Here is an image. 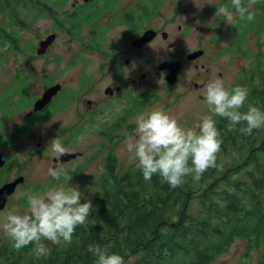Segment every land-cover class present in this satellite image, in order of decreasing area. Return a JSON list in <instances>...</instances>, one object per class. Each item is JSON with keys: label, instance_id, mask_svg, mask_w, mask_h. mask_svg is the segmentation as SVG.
I'll return each mask as SVG.
<instances>
[{"label": "trees", "instance_id": "obj_1", "mask_svg": "<svg viewBox=\"0 0 264 264\" xmlns=\"http://www.w3.org/2000/svg\"><path fill=\"white\" fill-rule=\"evenodd\" d=\"M244 2L255 6L254 19L251 22L236 19L230 28L233 39L223 52L248 57L249 49H243L247 35L255 32L264 38V0ZM161 3L162 0L140 3L137 31L143 17L152 14ZM65 4L66 0H54L50 4L40 0H0V14H6L17 26L25 25L19 19L23 11L36 16L47 14L60 28L62 23L56 15ZM221 4L226 5L227 1L222 0ZM113 5L106 0L83 8H90L92 12H80V22L75 19L77 12L63 11L64 23L70 25L68 34L77 35L84 23ZM0 33L17 49L10 33L1 28ZM258 45H264V39ZM21 79L18 75L16 90H11L13 84L7 88L0 109L10 105L13 96L26 94L28 87ZM234 85L248 90L250 102L264 106V50L254 54L230 88ZM31 98L30 95L23 108L28 107ZM242 110H246V105ZM215 120L222 138L216 166L208 168L198 180L194 181L189 175L175 188L156 174L145 181L135 164L119 171L117 158L108 155L104 173L95 183V210L89 215L87 227L77 225L70 242L53 247L41 257L30 254L31 243L17 250L8 238L0 245V264H94L92 254L87 251V245L93 242L120 253L123 264H211L236 240H244L247 248L264 244V138L258 139L264 127L245 135L238 130L239 126L229 129L226 118L217 116ZM36 123L35 119H28L23 122L24 127L15 132L1 133L0 144L6 146L2 140L11 144ZM241 173L247 176L245 180L231 181ZM194 200H198L202 208L200 217L189 213V205Z\"/></svg>", "mask_w": 264, "mask_h": 264}, {"label": "rangeland", "instance_id": "obj_2", "mask_svg": "<svg viewBox=\"0 0 264 264\" xmlns=\"http://www.w3.org/2000/svg\"><path fill=\"white\" fill-rule=\"evenodd\" d=\"M43 3L50 4L54 0H40ZM79 1V0H78ZM144 0H109L114 5L108 7L109 10L104 12L102 20L106 16L112 17L115 10L120 6L121 12L130 4L137 5V9ZM222 0H162L158 8L150 15L143 17V27L158 29L165 31L169 36V41L162 43L156 40L141 51H136L132 55H128L127 51L123 56H128L132 61V66H135L140 73H145L146 77L142 85L135 87L134 92L142 95L137 102L136 113L147 111L155 107H162L170 114L176 116L178 123L184 127L192 126L199 118L209 112L206 103L203 102V96L199 90L194 89L191 84V79L197 83H205L209 79L221 78L225 86L230 88L242 74V69L248 66L254 54L259 50H264V45L258 44L264 39L261 36L255 35V32H250L243 42V49H249V56L244 57L240 53L231 54L224 53L233 39L231 26L233 23H227L224 17L216 13V7L221 5ZM228 6L231 5V0H226ZM75 0H66L64 9L58 11L56 18L62 25L60 28L50 18L49 15L36 16L35 13L23 11L19 15V19L25 25L17 26L12 20L7 18L4 13L0 14V28L10 33L16 40L17 49L11 47V44L6 39L1 37L0 33V103L4 100L5 92L11 84L14 76L19 75L27 84L26 94L19 95L17 104L20 107H25L29 96H37L42 92V82L46 78H52L64 84L66 87L70 77H76V71L82 67L87 70V73L93 76L94 84L103 88L110 84L113 79L112 71L106 73L107 69L101 68L97 72V66L100 65L102 55L99 50L94 52L88 49L91 42V34L98 29L90 27H82L77 35L71 36L68 34L69 24L64 23L63 11H72V3ZM249 10L254 11L255 6L251 3H246ZM80 6V5H79ZM147 6V5H146ZM79 7L76 8L78 10ZM140 14V12H139ZM37 17V18H35ZM234 19H238L234 17ZM98 25L97 23H95ZM178 26L181 30H178ZM104 31L103 40L101 42L107 50L110 43L116 42L118 39L123 40L122 51L125 49V40L123 35L127 33L125 27L100 28ZM142 27L138 30L141 32ZM99 32V30H98ZM56 34L55 41L47 48L45 55H36L38 43L49 34ZM136 34H130V37H135ZM177 43L176 51L191 52L192 50H205V56L199 61V66L204 64L209 69V79L201 80L192 78L195 73L193 67L187 68L182 76L181 83L174 86L167 85L163 78L158 79L153 69V65L158 64L159 60L164 59L169 52L168 43ZM8 42V43H7ZM77 58L73 61V58ZM58 61V71L54 75L51 72L53 69L52 61ZM85 61L86 63H83ZM129 68H126V71ZM20 70V72L18 71ZM125 75V74H124ZM122 78V74H121ZM21 79V80H22ZM21 80H18L21 81ZM120 80V79H117ZM48 82H45V84ZM120 83V82H118ZM14 87L11 90H16V81L13 80ZM23 84V82H21ZM5 89V91H4ZM13 90V91H14ZM32 99V98H31ZM32 101V100H31ZM29 101V103L31 102ZM12 105H6L0 109V132L12 133L15 131L17 121L24 119L28 112V107L23 109L20 114H15L8 119V114L15 111ZM135 113V114H136ZM216 119V115L212 114ZM135 116V115H134ZM133 116V118H134ZM133 129L135 127V121ZM121 141L107 142L103 141L98 135L97 127L90 130L85 138H77V144L74 147H67L68 151H83L88 160L86 164H81L83 169L77 168V165L70 167L71 179L70 183L78 185L84 193L86 199L91 201L92 210L89 215L95 210V183L104 173L103 159L108 150L114 152L117 157V168L119 171H124L134 161L129 159V154L125 151L123 141L126 137L133 135L126 125H121ZM3 129V130H2ZM53 138L51 121L47 119L45 122L26 133L24 136L16 139L11 144L3 142L6 145L0 149L3 159L7 163L6 169L1 172L0 185L4 182L12 181L18 176L24 178V182L19 184L15 192L9 197L7 206L0 210V214L14 209L17 212H23L26 209V200L24 197L17 199L19 193L26 189L33 191L45 190L46 187L55 184L63 183L64 178L54 180L48 173L47 169L52 166V158L57 157L52 152L50 141ZM264 138V130L259 135L258 139ZM106 144L102 148V143ZM37 144H40L41 150H37ZM98 148L101 150L98 151ZM30 152L33 155H30ZM92 155V156H91ZM90 157V158H89ZM79 164L80 163H76ZM245 173H241L235 179L245 180ZM210 181V179L208 180ZM189 213L194 217H200L202 208L198 200L192 201L189 205ZM89 218V217H88ZM88 218L84 225L87 227ZM2 231H0V245L7 240ZM66 242L61 241L58 244H53L50 241H45V244L50 248L61 246ZM264 246V244H262ZM246 248L244 240H236L229 247L228 251L217 256L211 264H242L243 252ZM34 256L33 250L30 253ZM252 257V260H256Z\"/></svg>", "mask_w": 264, "mask_h": 264}, {"label": "clouds", "instance_id": "obj_3", "mask_svg": "<svg viewBox=\"0 0 264 264\" xmlns=\"http://www.w3.org/2000/svg\"><path fill=\"white\" fill-rule=\"evenodd\" d=\"M216 13L227 23H235L234 17L251 22L255 16L244 0H231L230 6L221 4L216 7ZM199 91L209 112L190 127L181 126L176 116L162 107L135 114L133 135L122 143L145 181L156 174L175 188L189 175L195 181L208 168L215 167L222 138L212 114L226 118L229 129L239 126L238 130L245 135L264 127V106L250 102L249 92L242 85L228 88L217 77L209 79ZM245 105L246 110H242ZM50 144L58 157L68 151L58 136ZM47 173L54 180L64 177L65 182L43 191L26 189L17 196L26 200L23 212L10 209L0 214V231L9 238L11 246L19 250L31 243L37 257L50 252L45 241L70 242L77 225L84 224L92 210L91 201L85 198L79 186L70 183L71 171L60 158L53 161ZM87 251L92 254L94 264H123L122 255L108 246L93 242L87 245Z\"/></svg>", "mask_w": 264, "mask_h": 264}, {"label": "flooded vegetation", "instance_id": "obj_4", "mask_svg": "<svg viewBox=\"0 0 264 264\" xmlns=\"http://www.w3.org/2000/svg\"><path fill=\"white\" fill-rule=\"evenodd\" d=\"M96 2L100 4L105 3L106 0H90L87 3L75 0V2H73L71 6L72 11L69 12H77L75 19L77 22H80L82 20V18H80V12H82L83 14L92 12L89 11L90 8H83L90 6L91 4ZM77 7H79L78 10H76ZM117 10L118 11H114L115 14L112 17L106 16V18L103 20L102 17L104 16V12L99 13L97 17L93 16L90 21L84 23L83 25V27L86 26L90 27L91 29L99 28V32L98 30L95 32L97 33V36H94V33L91 34V42L89 43L88 49L94 52L99 50V53L102 55L103 61H101L100 65L97 66V72L99 73V70L101 68L107 69L106 73L112 71L113 79L110 80V84L104 86L103 88L96 86V84H94L93 76L88 74L87 70L83 67L80 70L76 71L75 78L70 77L66 87H64L63 83L58 82L57 80H54L52 78H46L42 82V92L35 97L33 96L32 101L28 105V112L26 113L24 119H22L21 121H17V123L15 124V131L20 129V127H24L23 122L28 119H35L37 121L36 124L28 127L29 131L33 130L34 128L45 122L47 119H49L52 125L53 138L56 136L60 137L62 139V142L67 147H74L77 144L78 137L85 138L86 135L90 132V130L95 129L96 127V131L99 132L98 135L101 136L103 141L107 142L121 141V125L123 126V124L126 125V128H128L129 131L133 133L134 123H132V120L134 119L133 116L136 113L137 102H139L138 99L140 95H142V92L135 93L134 89L138 85H142L144 83L146 74H139L138 68L132 66L131 59L128 56H123V54L127 51L128 55H132L136 51L143 50L145 47H147L156 40H160L162 43L168 42L170 36L163 30L143 27L144 21L143 23H141L142 30L138 34V31L136 29L138 26L137 5L133 6L132 4H130L124 9L123 12H121L120 6L117 8ZM53 21L55 20L53 19ZM95 23H97L98 25H96ZM117 26H122L127 29V33L123 35V38H126L124 51L120 49L123 44L122 39H118L116 42L110 43L107 47L108 49L104 50V48L106 47L101 44L103 40L104 31H101L100 28H113ZM147 30H153L155 32L154 38L151 41L143 44L141 47H137L134 44L135 40L140 38L142 34ZM178 30H181L180 26H178ZM130 34H136V36L130 37ZM176 45L177 43L170 41L168 43L169 52H167V56L164 59L159 60L156 66L155 64L153 65V69H155L156 67L154 73L156 74L158 79L163 78L165 82L164 78L169 73L168 67H166L164 70H158V66L160 64H171L179 62L180 69L177 72L175 83L173 85H170L165 82L170 87L174 86V88H176L181 83L182 76L185 70L190 67H193V69L195 70V73L192 74V78L201 80L204 77V80H208L209 69L206 68L204 64H201L199 66V61L206 54L205 50L197 48L196 50H192L191 52H186L183 50L177 52ZM197 51H202V54L195 58H188V55ZM76 60V57L73 58V61ZM57 63L58 61L56 60L52 61L53 69H51V72L53 74V77L58 71ZM83 63L86 62L83 61ZM126 68L129 69L126 71ZM17 77L18 75L14 76L12 82H10L9 84H12L13 80L16 81ZM45 82L48 83L45 84ZM191 82V86L194 89H202L205 84V81L199 84L193 81L192 79ZM56 84L60 85V90L51 98L50 102L43 109L37 112H33L32 109L34 102L41 98L43 92L48 87ZM18 97V95L13 96L10 105L16 108V110L12 111L8 119L14 116L15 114H20V112L25 109L23 107L20 108V106L17 104ZM1 133L5 132H0V134ZM105 146V142L102 143L101 147L105 148ZM4 147L5 146H2L0 144V149ZM37 150H41L40 144H37ZM100 150L101 149L98 148V151ZM71 154L75 155V157L68 158L67 155ZM30 155H33V153L30 152ZM108 155L115 156L114 152L111 150H108L106 152V155L103 159L104 168L106 163L105 159ZM59 158L62 162H64L65 167L68 170L73 165H77V168L80 167L79 169L82 170L84 165L81 166V164H86L87 161L90 160L87 158L86 155H84L83 151L73 150L71 152L67 151L61 157H53L52 164L54 160ZM76 163H80V165ZM6 167L7 163L5 161L4 166L0 168V174L6 169ZM246 248L242 255V264H264V246L261 245L258 248L249 247L247 248V250ZM256 256V260H252V257Z\"/></svg>", "mask_w": 264, "mask_h": 264}, {"label": "water", "instance_id": "obj_5", "mask_svg": "<svg viewBox=\"0 0 264 264\" xmlns=\"http://www.w3.org/2000/svg\"><path fill=\"white\" fill-rule=\"evenodd\" d=\"M83 3H87L90 0H79ZM155 36V32L153 30L145 31L140 38L135 40L134 44L137 47H141L143 44L151 41ZM56 34L52 33L46 36L44 39H41L38 43V48L36 50V55L41 56L45 54L47 48L55 41ZM202 54V51L194 52L188 55V58H195ZM166 67L169 69L168 75L164 78L165 82L170 85H173L176 80L177 72L180 69V63L175 62L171 64L162 63L158 66V70H164ZM60 90V85L56 84L48 87L42 94L41 98L36 100L33 104V112L40 111L43 109L51 100V98ZM68 158L75 157V155H67ZM5 164V160L3 159L2 154L0 153V168H2ZM24 182V178L22 176H18L12 181L6 182L0 186V210H3L7 204L8 198L15 192L16 187L19 184Z\"/></svg>", "mask_w": 264, "mask_h": 264}]
</instances>
